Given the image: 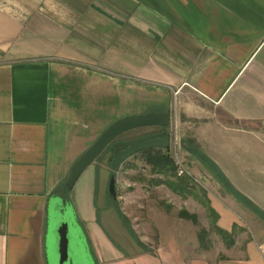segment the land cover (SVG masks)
Listing matches in <instances>:
<instances>
[{
	"label": "crops",
	"instance_id": "0c3cea01",
	"mask_svg": "<svg viewBox=\"0 0 264 264\" xmlns=\"http://www.w3.org/2000/svg\"><path fill=\"white\" fill-rule=\"evenodd\" d=\"M149 111L170 112L158 150L186 160L232 246L218 235L217 252L187 255L175 230L133 254L98 205L106 161L66 187L110 124ZM139 128L131 138L159 129ZM66 196L102 264H264V0H0V264H50L49 210Z\"/></svg>",
	"mask_w": 264,
	"mask_h": 264
},
{
	"label": "rangeland",
	"instance_id": "374dc122",
	"mask_svg": "<svg viewBox=\"0 0 264 264\" xmlns=\"http://www.w3.org/2000/svg\"><path fill=\"white\" fill-rule=\"evenodd\" d=\"M141 130L142 128L132 129L123 133L121 135L122 137L119 136L118 139H130L135 133ZM150 131H154V129H150L147 133ZM172 146L174 147L175 144ZM176 150V148H171V150L167 149L165 152L169 153L170 156L174 158L177 165V173L179 168L178 161L181 162L184 168L189 172L180 176H189L192 178L188 165L185 164L186 160L181 161ZM182 150L183 149H181V151ZM113 154V151L107 150L98 157V160L106 161V166L111 171L110 175L114 172L111 168V158H113ZM127 163L129 165H126ZM121 168V171L115 172L116 180L117 177L119 178L116 182L117 197L124 191H131V196L126 202V205L130 208H127L128 211L127 209H121L125 201L120 197L115 200L112 193L109 191V182L105 190L107 198L103 203H99L98 200V205L101 211L103 209V204H108L106 205V209L109 211L110 217L115 215L120 220L122 224L121 227L126 229V232L130 235L128 240L131 241V244H127V247H129V250H131L133 254L139 255V253L153 251L158 241L156 235L158 236L160 232L169 234L175 230H178V232L182 234V247L187 255H201L204 251L208 250L214 252L218 251L221 243L217 237L218 235L211 229L213 219L200 199L208 200L206 195L207 191L199 181L192 178L197 189V196L186 194L194 196L195 200L194 207L190 204L186 205V207L182 206L183 203L179 201H174V204L170 202V197L166 195L170 192L169 189L166 187L162 189L156 187L161 178L157 177V173L152 170V165L147 162L146 157L141 154L131 156L128 161L122 164ZM127 177L128 179L135 178L137 181L135 183L136 185L134 186L131 182H126ZM164 190H167V193H165ZM202 190H204L205 193ZM67 191L69 192V190ZM200 203L203 205L204 209ZM49 211L51 217L52 215L54 216L55 222L53 226L54 240L50 264H59V255L57 252L58 229L60 224L64 221H68L70 225V258L66 264H102L97 254H94L91 250L84 226L79 222L76 212L69 201V197L66 196L63 199H53ZM123 211H127L128 214L123 213ZM182 211L196 214L197 222L195 223L192 219L182 215ZM202 230L206 231L205 242H203L206 245H203L200 240V233ZM80 242L82 243L81 247Z\"/></svg>",
	"mask_w": 264,
	"mask_h": 264
},
{
	"label": "water",
	"instance_id": "95a60500",
	"mask_svg": "<svg viewBox=\"0 0 264 264\" xmlns=\"http://www.w3.org/2000/svg\"><path fill=\"white\" fill-rule=\"evenodd\" d=\"M171 124L170 112L166 111H149L142 114L122 117L110 124L97 138V140L75 161L71 168L66 187L71 190L76 181L79 179L84 170L94 162L109 145L113 144L120 151L111 160V168L118 172L129 157L134 154L156 148H169L171 146V133L164 130L161 133H147L130 139H118L123 133L139 127H160L169 128ZM116 176L111 175L109 181V191L117 199ZM50 223L55 225L54 216L50 214ZM69 232L70 225L68 221L60 224L58 229L57 252L59 255V264H66L70 258L69 252ZM82 243L80 242V247Z\"/></svg>",
	"mask_w": 264,
	"mask_h": 264
},
{
	"label": "trees",
	"instance_id": "16d2710c",
	"mask_svg": "<svg viewBox=\"0 0 264 264\" xmlns=\"http://www.w3.org/2000/svg\"><path fill=\"white\" fill-rule=\"evenodd\" d=\"M113 151V158L118 154L119 149H116L113 144L109 145L105 151ZM104 151V152H105ZM103 152V153H104ZM102 153V154H103ZM146 159L147 162L152 165V170L157 173V174H162L163 175V180H159L158 183H164L171 189H173L175 192L180 193L181 195H186V194H192L197 196V189L196 186L192 180L191 177L189 176H178L177 175V165L175 163V160L172 156H170L169 153L167 152H162L161 150L156 149H150L147 150L146 152ZM112 160V158H111ZM112 175H116L115 172H113ZM204 192V190H202ZM205 193V192H204ZM203 205L206 207L209 215L212 217V223H211V229L219 235L224 243L229 247L232 246L235 242L234 240V233L229 232L218 226L217 220H218V214L214 210V208L211 206L209 200H204L200 198ZM255 210L257 208L253 206ZM182 215L190 218L193 220V222H197V215L196 214H191L187 211H182ZM205 235L206 231L202 230L200 233V240L205 242Z\"/></svg>",
	"mask_w": 264,
	"mask_h": 264
},
{
	"label": "built area",
	"instance_id": "2783aa9c",
	"mask_svg": "<svg viewBox=\"0 0 264 264\" xmlns=\"http://www.w3.org/2000/svg\"><path fill=\"white\" fill-rule=\"evenodd\" d=\"M178 163V166H179V168H178V175L180 176V175H183V174H185V173H189L187 170H186V168H184V166L182 165V163L181 162H177Z\"/></svg>",
	"mask_w": 264,
	"mask_h": 264
},
{
	"label": "flooded vegetation",
	"instance_id": "af4514ba",
	"mask_svg": "<svg viewBox=\"0 0 264 264\" xmlns=\"http://www.w3.org/2000/svg\"><path fill=\"white\" fill-rule=\"evenodd\" d=\"M164 130H169V128L162 129V128L159 127L158 130H154V131H152V132H155V133H161V132L164 131ZM149 133H151V132H149ZM119 151H120V150H119Z\"/></svg>",
	"mask_w": 264,
	"mask_h": 264
}]
</instances>
